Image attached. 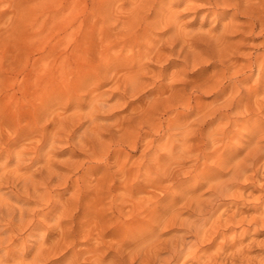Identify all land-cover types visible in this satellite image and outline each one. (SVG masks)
<instances>
[{
    "label": "rangeland",
    "instance_id": "rangeland-1",
    "mask_svg": "<svg viewBox=\"0 0 264 264\" xmlns=\"http://www.w3.org/2000/svg\"><path fill=\"white\" fill-rule=\"evenodd\" d=\"M189 1L0 0V264H109L123 252L129 264L138 251L140 264L184 234L197 199L213 197L232 165L221 157L246 154L254 79L234 88V65L262 38L241 44L233 65H215L212 50L195 60V38L172 51L168 18L178 33L202 26L205 0L196 18ZM232 13L217 25L209 16L201 37ZM218 212L199 225L203 236L223 228ZM200 246L175 264H197ZM258 247L250 254L262 256Z\"/></svg>",
    "mask_w": 264,
    "mask_h": 264
},
{
    "label": "bare ground",
    "instance_id": "bare-ground-1",
    "mask_svg": "<svg viewBox=\"0 0 264 264\" xmlns=\"http://www.w3.org/2000/svg\"><path fill=\"white\" fill-rule=\"evenodd\" d=\"M204 2L205 4H203V7L205 11L201 13L202 26L197 30L189 29L190 31H185L183 33H178V30L172 31L173 29L171 30V28L174 25L175 20L173 17H171L172 19H167V24L164 23L163 25L164 28H167V30H165V35L168 36L167 42L172 45L171 50L173 51L175 46L177 47L181 41L189 43V41L195 38L198 42L193 54L195 60L203 54H210L209 52L212 50V54L218 56V59H215L214 61L215 65H217L216 63H221L225 66L238 63L237 60L234 61L235 55L240 52L239 46L245 43L248 38H253L254 40L256 38H262L257 44L256 42H254L255 45L252 43L256 47V50L250 54V57L247 58L246 62L234 65L236 68L238 65L239 67L238 70L236 69V73L234 71L235 78L232 80V83H234L235 86L234 88L240 91L244 82L248 83L250 80L254 79L253 84L248 89L249 95L251 93L249 98L251 97L254 99L253 101L256 106V109L253 111L256 120L253 121L254 125L252 132L249 133V145L246 154L240 156L238 153H232V155L230 154L231 157L227 155L229 157L228 159L221 157L220 160L223 164L229 162L228 164L232 163V165L227 170V173L219 171L220 177L218 176V178L220 179L212 185L210 189L211 196L213 197L210 196L211 198L207 199H197L194 204L191 205L186 222L183 224L185 230L184 234L180 236L178 235L177 239L171 238L172 240L168 241L167 244L165 243L161 248L152 250V253L147 258L142 259L140 264H175L180 260V256L186 254L184 252L190 250V247L194 244L201 245L200 249L204 250V253L201 255L199 253V256L198 251L194 249L191 251L193 255H191L192 259L196 261L197 264H264V254H262V256L261 254L256 256L250 254L251 251L258 246L261 250L264 249V239L259 240L257 236L264 234V0H205ZM188 7L195 11L196 15L194 14V18L198 17L197 13L201 11L200 7L202 6H197L196 0H190ZM229 10H233V13L230 14L229 21L223 24L221 31L214 32V30L210 28L208 33L202 38L200 33L204 32L202 31L203 24L209 20V16H212L214 19L213 21L217 22L215 23L217 25L219 19ZM238 36L240 37L236 39ZM151 44L152 46L149 47L150 51L148 54L151 55L155 50L157 56L160 58L158 55L160 48L158 50L154 42H151ZM183 45L185 46V44ZM180 51L185 54V60L189 61L191 57L190 53H185L183 46ZM199 63L200 62H198V64ZM238 74H240L242 78H239ZM136 76L132 75L128 77L129 82L134 89L140 85V78L138 79ZM184 87L186 88V86ZM234 94L237 95L235 92ZM243 97L241 96L237 100L233 99L232 102L236 103L237 108L244 106ZM247 106L245 108H248ZM251 116L253 117V115ZM214 133L215 132L209 133V137L212 140H214ZM184 144H186V142ZM251 169L253 174L250 176V184L246 186L242 185L243 187H241L243 189H248L241 190L240 194H234L233 188L236 184H239L238 182L243 179V176L247 177L249 175L246 174ZM226 174H228L230 178L228 177L224 179L221 177ZM213 180L214 179L211 181ZM228 199H230V201H227ZM221 209L222 212H220ZM217 211L220 213L218 221L225 219V222L221 221L224 222L221 224L223 225V228H221L219 224L214 226L215 229L213 228V231L210 229L211 234H209V236H203V231H201L199 227L204 226L214 214H217ZM177 217L178 214L174 215V218ZM238 228H242L239 235ZM251 231H254L255 234L251 235ZM228 232L232 234L230 235ZM219 236H221L223 240L213 246L212 244H216L215 242ZM248 238L249 241H247ZM206 240L209 241L207 245L201 244ZM41 250L44 251L43 249ZM123 253H120V257H117L116 259L113 258L114 260L112 259L109 264H125L126 259H124L125 261L122 260V257L125 255ZM139 254V251L137 254H134L133 258H130L131 262L129 264H134V261L140 257H137ZM10 255L11 254H9V256ZM97 260L99 261V264H104V259L102 257ZM126 264H128V262Z\"/></svg>",
    "mask_w": 264,
    "mask_h": 264
}]
</instances>
